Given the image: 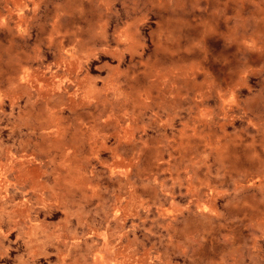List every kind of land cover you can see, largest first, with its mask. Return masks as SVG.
<instances>
[{
  "label": "rangeland",
  "instance_id": "374dc122",
  "mask_svg": "<svg viewBox=\"0 0 264 264\" xmlns=\"http://www.w3.org/2000/svg\"><path fill=\"white\" fill-rule=\"evenodd\" d=\"M0 264H264V0H0Z\"/></svg>",
  "mask_w": 264,
  "mask_h": 264
}]
</instances>
